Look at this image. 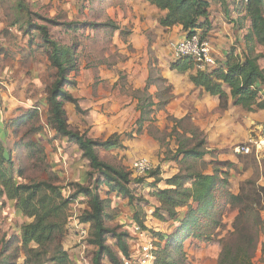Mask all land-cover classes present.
<instances>
[{"label": "rangeland", "instance_id": "rangeland-1", "mask_svg": "<svg viewBox=\"0 0 264 264\" xmlns=\"http://www.w3.org/2000/svg\"><path fill=\"white\" fill-rule=\"evenodd\" d=\"M160 18L145 0H0V142L1 149L11 156L9 173L20 184H53L62 189L65 198L76 192L75 184L96 187L97 174L79 155L78 147L48 126L46 98L55 70L40 32H28L31 24L45 25L57 41L77 46L79 72L73 76L76 85L68 90L80 96L85 113L66 104L71 128L95 140L121 136L124 148L99 149L98 153L103 161L131 174L132 199L108 193L105 184L99 192L107 200L106 225L118 227L129 236L133 219L144 222L150 231L167 233L175 228L178 222L160 220L154 213L159 203L157 191L168 188L166 180L179 173L212 174L220 168L226 172L234 194L248 180L264 186V151L254 145L264 138V111L249 112L232 103L226 109L215 106L217 96L190 82L193 70H174L172 65L177 60L172 50L177 40L163 33ZM46 20L77 22L79 30ZM110 21L120 29L87 25ZM231 22L242 30L239 35L245 44L250 22L240 23L243 27L236 20ZM241 48L245 50V45ZM255 53L262 54L259 63L264 68V46L257 45ZM150 102L157 105L148 108L142 131L129 136L139 116L137 106ZM33 114L34 118L17 125L18 118ZM55 138L63 142L55 146ZM203 138L208 151L205 157H176L181 142L188 148ZM246 144L251 153L239 154L237 148ZM141 158L152 166L142 177L132 171V163ZM153 172L158 175L152 176ZM138 179L144 181L138 183ZM116 196L120 197L118 202ZM75 202L82 214L88 199L81 196ZM71 206L69 216L74 215ZM178 211L181 217L187 209ZM237 214V207L225 208L223 226L214 232L215 242L188 240L186 264H217L222 250L218 241L233 231ZM117 218L119 221H114ZM29 222L31 219L16 209L14 201L0 199V264H25L26 253L18 237L21 227ZM150 231L148 236L152 237ZM108 244L116 249L114 239L109 238ZM252 260L253 264H264V235L259 237ZM103 264L111 262L105 259Z\"/></svg>", "mask_w": 264, "mask_h": 264}, {"label": "trees", "instance_id": "trees-1", "mask_svg": "<svg viewBox=\"0 0 264 264\" xmlns=\"http://www.w3.org/2000/svg\"><path fill=\"white\" fill-rule=\"evenodd\" d=\"M146 1L159 10L166 11L159 19L161 27L170 29L181 26L188 34L199 29L205 37L208 36L209 0ZM242 3L246 8L244 17L249 18L251 23L246 37L248 54L242 60L228 55L225 60H219L218 67L198 71L192 60L183 58L174 62L172 67L179 73L196 71L190 73V82L211 96L219 97L223 109L232 100L234 105L241 106L246 111H264V68L259 63L263 56L255 53L257 45L264 46V0ZM46 21L55 26H65L69 30H79L77 22L58 24L55 20ZM87 25L93 29H120L111 21ZM35 30L40 32L48 61L55 70L54 81L48 88L46 98L48 126L61 138H66L78 147L81 157L89 162L91 169L97 174L96 187L75 184L76 192L65 198L62 189L47 182L17 183L9 173L11 156L1 149L0 142V199L14 201L16 209L31 219V222L21 227L18 237V242L26 253L25 264H69V254L63 246L64 237L69 233L65 226L69 221L70 205L81 196L88 199V206L79 220L90 226L87 242L95 248L93 264H103L105 259L111 264H122V259L130 255L129 234L120 231L118 227L110 228L106 225L107 200L102 198L99 189L105 184L109 188L108 193H117L132 199L129 185L133 180L129 172L103 161L98 153L99 149L124 148L121 136L115 135L105 141L95 140L87 133L71 128L66 104L71 103L78 113H85L79 99L68 90L76 85L73 76L79 72L77 46L74 43L70 45L57 41L48 26L31 24L28 32ZM30 41H33L32 38ZM225 87L229 89V93ZM146 88L148 89V85ZM154 105L157 104L150 102L137 106L140 115L129 136L142 131L148 121V108ZM31 118H34V114L22 116L16 120L17 125H22ZM207 154L206 141L203 138L188 148L181 142L176 157L182 155L184 158L201 159ZM224 165L230 167L229 163ZM157 175V172L152 173V176ZM226 176V172L216 167L212 174L179 173L166 180L168 188L156 193L160 206L156 208L154 215L160 220L178 222L170 232L150 231L144 222L132 220L134 224H139L143 230L152 234L156 256L154 264H186L184 243L190 239L215 242L214 232L222 228V217L227 206L237 207L238 214L233 231L228 237L218 241L222 250L217 264H253V253L259 237L264 235V186L248 180L241 184L239 193L234 194L229 189L230 183ZM136 181L142 183L144 180ZM159 181L156 179L155 183L158 184ZM183 208L187 212L179 217L178 210ZM109 238L115 240L116 249L108 244Z\"/></svg>", "mask_w": 264, "mask_h": 264}, {"label": "crops", "instance_id": "crops-1", "mask_svg": "<svg viewBox=\"0 0 264 264\" xmlns=\"http://www.w3.org/2000/svg\"><path fill=\"white\" fill-rule=\"evenodd\" d=\"M209 1H210V6H209V11H208L209 12L208 13V23L210 25V28L208 30L207 38L209 42L211 43V45L213 46L217 58L219 60H225L228 55L230 56L234 55V57L236 58H239V57L242 58L243 56L244 58L245 55L248 54L246 37L244 36L245 37L244 38L245 44H244V40H242V38L239 35V33H241L242 30H239V27H237L238 24H236L235 22H231V20H236V22L239 23L241 27H243V25H241L240 23L244 21L250 22L249 18L244 17L246 15V10H245L246 8L243 5L242 0H209ZM149 6L152 7L153 11H155L159 17H162L166 14V11H161L155 6H152L150 4ZM242 8L244 9L242 10ZM158 23H159V20H158ZM250 26H251V23H250ZM165 31H166V34H170L171 37L176 38L177 41L175 43L183 40L188 35L187 32H184L182 30L181 26H175L170 29L164 28V32H163L164 34H165ZM242 45H245V50L241 48ZM233 47L235 49H233ZM194 72L196 71L193 70V73ZM202 90L204 91V93H206L204 89ZM225 90L227 93H229V89L227 87H225ZM75 97L80 99L79 98L80 96H75ZM231 103L233 104L232 100L229 101V104ZM215 106L220 107L219 97L215 101ZM136 120L134 121V123L136 122ZM55 139L56 140L53 141V144L57 146L60 144L61 139H57V138ZM63 139L65 141V138ZM118 196H116L115 202H118L120 200V197ZM76 206L79 207L78 204ZM158 206H159V203H158ZM119 219L120 218H117L114 221L117 222L119 221ZM77 233H78L77 231H70L68 235L65 237V239L63 240L64 249L69 254V259H70L69 264H93L92 256H93V251L95 250V248L93 246H90V249H88L86 252L82 251V242L80 240V237L77 235ZM190 240L194 241L195 239H190ZM185 243H184V250L186 252L187 250L185 249Z\"/></svg>", "mask_w": 264, "mask_h": 264}, {"label": "built area", "instance_id": "built-area-1", "mask_svg": "<svg viewBox=\"0 0 264 264\" xmlns=\"http://www.w3.org/2000/svg\"><path fill=\"white\" fill-rule=\"evenodd\" d=\"M245 4L249 0H242ZM176 60L188 58L193 61L195 69L198 71H207L218 67L219 59L216 56L215 50L208 38L203 35L202 30H195L193 34H188L183 40L175 43L172 50ZM254 145L259 150L264 151V138ZM239 154L248 155L251 153L249 144L239 146L237 148ZM152 169L151 163L145 159H137L132 163V171L135 175L143 176ZM78 202H73L71 205L74 208V215L69 216L68 230L77 231V235L82 242V251L86 252L90 249L89 244L85 241L88 237L87 225L80 222L79 217L81 211H78ZM76 207V208H75ZM149 231L143 230L139 224H134L130 229L129 243L130 255L122 259V264H154L155 244L153 237L148 236ZM141 239V240H140ZM143 239V240H142Z\"/></svg>", "mask_w": 264, "mask_h": 264}]
</instances>
